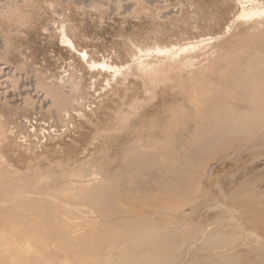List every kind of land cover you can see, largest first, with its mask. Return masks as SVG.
<instances>
[{
  "label": "bare ground",
  "instance_id": "1",
  "mask_svg": "<svg viewBox=\"0 0 264 264\" xmlns=\"http://www.w3.org/2000/svg\"><path fill=\"white\" fill-rule=\"evenodd\" d=\"M173 1H176V5H177L178 4L177 2L179 1L181 2L182 0H173ZM183 1L185 3L184 5H181L182 8H179L180 12L179 15L177 14L178 16L172 15V17L169 18L168 21L161 22L160 19L158 20L156 17H153L154 15L152 16L150 14V19L148 17L147 22L145 20L143 22L142 19L140 24H137L132 28L130 27V29H128L129 31H124L121 35L119 34L120 40H118V42L112 41L114 43L117 42L116 44L112 43V45L110 46L108 45L109 47L105 46L106 48L103 47V49H101L102 48L101 46L100 49H98L99 48L98 47L97 50H94L96 45L94 49L90 48V46H92L94 42L91 43L92 45L89 44H88L89 46L86 45L88 42L85 43L86 42L85 40L87 39L85 35L82 34L84 30L83 31L82 29L79 30V28L81 27H78V29H76L75 28L76 26L75 27L73 26L75 24L71 23V19L70 22L68 21L69 19L67 20L70 24L66 23L67 21L64 22L58 21L60 24L56 21L59 26L57 25L58 30L57 32L55 31L56 33L55 36L57 37L58 41H60L63 45H65L63 46L66 47L64 49H68L69 52L71 50L74 51L73 53H75V56L73 57H76L75 58L76 64L74 66L72 65L73 68L70 67L72 68L71 71L69 69L67 70L70 71V73L68 72L70 75L67 74V76L69 75V77L66 79L67 82L72 86V89L70 91H72L73 93H71V95L68 93L69 97L64 96L65 94L63 95L61 92H58L59 89L58 91H52L50 89L49 92L47 93L49 96H52L53 99L51 98L52 99L51 102L53 101L52 103L58 106L56 107V109L57 108L59 109L60 113L62 114L59 116L60 117L63 116L62 118L64 121H68V123L71 122L73 123L74 121L75 123L77 119L75 120L74 118L76 117L82 120L81 121L82 123L79 122L81 126L80 125L79 127L77 126L80 130V133L76 131L78 128H76L75 130L74 127L75 124L73 123L74 128L72 127L73 130L70 131V135H68L67 140L64 137L66 141L63 140V141L55 142L54 140L55 143L51 144L52 146H55L54 147L55 149H57L59 152H62V154L66 156V158L63 159V161H61L62 162L61 165L58 164L59 166H57V169L55 168L56 171L55 174H57L58 178L61 179V180L59 179V181H61L59 184L61 185L62 182H64L61 186L57 188H60V190L63 193L62 195H65L71 199L77 198V199H85L86 201L87 200L91 201L92 204L96 205L95 206L96 211L97 213L100 214L101 217L109 218L110 216L113 215V205H116L114 200L113 201L111 200V195H114L113 188H115V186L113 187V183L115 185L119 181L115 183L116 181H112V180L115 179L120 180L125 176L124 174L131 176L134 175L135 173L137 174L136 176L138 177V173H142L143 171L145 172L144 168L146 169L148 168L150 170L152 169L153 166L155 167V169L157 168L158 170L162 169L161 171L162 174L160 175L162 176L163 180H166V178L163 176L165 175L164 171H166L167 174L169 175H173V174L177 175L179 173H182L181 176L183 177L182 178L183 180L182 183H180V185L181 184L182 185L180 187H174L177 186L178 184H174L173 181H171V183H173L174 185L172 186L170 185L171 184L170 181L166 180L168 183L164 181L166 183V188L165 187L163 188L167 189V192H164L163 194L165 195V198L169 196L171 197L172 200L173 198L175 200L176 197H181L183 195L181 198H184L185 203H187L186 202L187 199L185 198H188L192 193L191 191H194L191 190L193 187L191 189L190 187L192 186L194 181L193 178L196 175L195 174L196 170L193 169L194 167H196V165H194L195 164L194 162H196L195 158L199 156V153L204 154L201 152V150L204 151L205 154H207V156L205 157H203L202 155V158L204 159L209 156L211 157L209 153L215 156V159L217 157L227 159L235 152H239L237 151V147L242 146L243 148L240 151L246 152L249 150L257 149V147H259V144L262 145L263 143V142L262 143L259 142V144H257L258 146L256 144H251V142L255 141L257 138L260 137L259 139H261L262 135L264 134V0H183ZM12 3L14 4V2ZM47 3L50 4V2ZM140 8L139 10L137 8L136 9L140 12L143 11V9ZM18 9H15L13 11L12 10L10 11L9 9L6 11L4 10L6 13H4V11H1L3 13H0V16L1 18L3 17L6 18L7 19L6 21L8 23L23 22L24 24L26 23L28 24L29 22H32L33 19L31 16H29L32 11L31 12L22 11ZM8 11L9 13L7 14ZM2 14H5V16H3ZM144 15L145 12L143 11V17ZM63 19L65 20V17ZM6 21L3 22L5 23ZM142 22L143 25L145 24V22L147 23V25L145 24L146 27L145 26L141 27ZM10 35L12 34L10 33ZM72 51L70 53H72ZM91 71L92 73L93 72L95 73L92 74V76L90 75ZM59 76L61 77V75ZM97 76L99 78L101 77V79H98ZM95 77H97L96 80L94 79ZM88 80L90 83L89 85H91L92 88L96 87L95 90L100 89L102 86L103 87L105 86L108 90L107 93L103 95L104 97L103 100H105L106 102L104 104L105 106L103 105L101 100L99 101L102 103L103 106L101 107L95 106V108L97 107V109L98 108L101 109L104 107L103 110L101 109L102 111L98 112L97 109L91 108L90 112L92 113V116L90 115L91 113L88 112V109L86 108L82 109L83 107L81 108L83 104H80L81 106L79 105V107H76L77 105L74 103L77 102L76 101L77 95L81 94V89L83 90L81 86H83V84L86 83V81L88 82ZM36 82L37 81H35V83ZM52 82H51L52 84H55L54 80ZM15 83L17 84V82ZM49 83L47 85L52 86ZM56 83H58L57 80ZM45 84L46 83H44V85ZM39 85H42V83ZM66 85L68 86V84ZM45 86H43L44 89H47L48 87L45 88ZM53 86H55V89H57L56 86L60 87L59 84L58 85L55 84ZM92 90L93 89H91L90 91ZM71 103H74L75 105L71 107L70 106ZM73 111H75L76 114ZM96 114L98 115L100 120L97 119V121H94L96 120L97 117ZM71 119H73V121H71ZM87 123H90L91 125L96 123V125H94L92 128L89 129V127L91 126L88 127ZM1 125H0V147L2 145V141L5 142V140H7L9 137L4 140L1 139H3V137L4 138L7 137V135L9 136V134L12 133L10 129L4 130V128L7 126L1 127ZM75 132L79 134L75 135ZM10 138L12 139L13 137ZM18 139L19 138H16L14 143L16 144L18 143L20 145L18 144L17 145L14 144V145L25 148L22 150V153L24 150H26L24 151L25 153L26 152L29 154L32 153V155H30L29 159L27 160L25 158L26 156L25 157L23 156V158L26 161L35 160L38 156H41L43 151L45 150V148L43 147L44 149L42 148L43 151H41V155H38L36 151L37 149L35 150V147L37 148L39 145L36 146L37 145L36 143L31 144L32 140L31 139L27 140L28 138L25 139L23 137L19 139V141H17ZM51 141L53 142V139ZM37 142L39 141L37 140ZM4 145L5 143L3 144V146ZM10 145H12V143ZM47 146L48 145H46L45 147ZM8 147L11 150V146ZM260 147L263 148L264 146L262 145ZM12 148L16 149L14 147ZM22 148H20V150ZM198 149L201 150L198 153V155L194 157L192 153L197 152L196 150ZM17 150L20 151L19 148ZM58 151L57 153L59 154ZM82 151L86 152L89 158L86 157V160L81 159V161H77L78 158L77 160L75 159L76 155ZM256 151L257 150H255V152ZM1 153L2 152H0V168L5 164L8 165L5 161L4 156H2L3 154L1 155ZM114 153L115 154L118 153V155L122 156L121 157L122 159L120 158L122 161V167L121 166L117 167L122 169V173H117V174L115 173L114 177L112 176L113 172L112 174H110L111 177L114 178L112 179L110 177L111 181L113 182L111 183V185L109 184L111 181L107 182L108 185L107 183H104V185H102L103 181H101V185H98L97 183L96 186L93 183L95 186L92 187L93 184L90 185L88 183L90 182L89 178L90 179L92 178L91 179L92 181L98 176H102V173L105 174V172H103V169L105 168V167L103 168V160L105 161L106 157H108V154L110 155ZM29 154L27 156H29ZM53 154L55 155L56 153ZM189 154L192 155L189 156ZM55 158H59V157H55ZM108 159H111V157L110 158L108 157ZM199 159H201V156H199L198 160ZM196 164H200V162ZM55 165H57V163H55ZM8 167L10 168V166ZM41 168L42 166H39V164L30 165L27 175L22 176L23 178L22 177L17 178L16 180H14V182H18L19 185H21V183L23 185L26 184L27 187L28 185L31 186V188L29 189H31V191L34 193L35 191H33L32 189L34 188V190L37 191L42 181L44 182L47 181L50 178V176H52L53 174V173L39 174ZM188 169H189V173H185ZM131 177L128 178L131 179ZM201 179H203V177H201ZM98 181H100V179ZM190 184H191V186L189 187L190 191H188L187 185ZM199 186L200 184L198 185V187ZM194 189L197 190V187L195 188V185H194ZM40 191L41 190H38L37 193ZM189 192L191 193L189 194ZM197 192L198 191H196V193ZM37 193H34V195H37ZM187 194H189L188 197L186 196ZM169 197L164 200V202L166 201L165 204L166 206H168L169 204V203L167 204V201L170 200ZM191 198L188 199L190 200ZM156 200H161V199L157 198L155 199V202ZM69 201L71 202V200ZM38 202L39 205H41L42 207L43 206L42 203L40 204V201H37V204ZM178 202H180V200H178ZM27 203L32 205L31 201L30 203L27 201L25 206L26 205L28 206ZM171 203L172 205L176 204L173 202ZM159 204H158V208L160 206ZM163 204L162 206H160V208L161 207L163 208ZM48 205L50 206L49 203ZM179 205L181 206V204ZM134 206L135 205H133V207ZM175 206L177 207V205ZM44 207L45 206H43V209H45ZM5 210H9V209L5 208ZM32 210H33V206H32ZM33 211L36 212V210ZM4 215L7 216L6 214ZM8 215L9 217L8 216L7 217L8 219H10V214ZM5 216L2 217L4 218ZM38 216L35 217L36 218L35 221L29 220V222L25 221V223H23L24 220L23 219L20 220L21 218H19L17 215L18 217L17 220L18 219L20 220L18 224L20 225L22 223V226H19L18 224H17L18 226L12 225V223L10 225H4L3 223L1 227L2 223L0 224V246H5V245L6 247L11 246L10 247L11 249H7L8 252L11 254V257L9 256V258H4L0 256V264H31V263L60 264L63 263V259H61L62 261L60 262V260L58 259V255L55 254V252L58 251L61 254H59L58 252L56 253L60 255V258H64L65 254L66 255L68 254L67 252L70 249L69 246L70 247L71 245L75 246L77 242H78L77 244L78 246L79 243H81L79 242V240L82 239H79V237L82 236L84 233L77 235V232L74 233V231L69 230L72 227L67 228L68 224L66 225L67 222L65 220H63L64 223L66 222L64 225H66L67 227L61 226L60 225L61 222L58 221L59 215L57 216L58 217L57 222L53 219V217H50L51 220L50 219L44 220L42 219V216L39 218ZM160 218H158L159 221ZM163 218L165 219L161 218L162 220L160 221V224L161 223L166 224L167 223L166 221L171 219L170 217L168 220H166V217ZM5 219H3V222L7 224L6 223L7 220ZM0 220H1L0 222H2V219ZM17 220H12V222ZM172 220L173 219H171V222ZM159 221H157L158 226H161L159 225ZM133 222L137 223V221H132V224ZM152 222L154 224L155 221ZM49 223L51 225H48ZM136 223L134 224L136 225ZM149 224L150 222L148 223V226H150ZM141 225L143 224L141 223ZM122 226L123 228L125 227L124 225H121L120 227ZM136 226H135V230L137 228ZM123 228L121 229L122 232H120V234L124 232ZM142 228L143 226H141V228L138 229V231L137 230L136 231L139 232V230H142ZM154 228L155 227H153V230ZM43 230L48 231L50 234L52 233L51 237L53 235L54 238H56V240H52L53 239L52 237L51 241H50L51 237L47 238L48 241H50L51 243H53L52 241L56 242L58 240H61L58 241L59 245L57 244V246L59 247L57 248L56 251L53 250L52 252L51 249L49 251L46 245L42 243V240H40L41 236L46 237V235H42L43 233L47 234V232L45 231L43 232ZM89 230L91 233L92 229ZM151 230L150 228H148V230L146 229L144 233L142 231L141 232L145 235V232L147 233V231H150L151 233ZM153 230L152 232L155 233L156 229L155 231ZM117 231H114L113 233L116 232V234H118L119 231L118 232ZM131 231L132 230L130 229V232ZM128 233L129 232H127V235ZM50 234L48 235L50 236ZM87 235L88 234H86V236ZM105 235H106V239H108L109 236L107 234ZM123 235L122 238L124 239ZM138 235L140 236V234ZM150 235L151 234L147 235L146 238L150 237ZM45 237L43 238L46 239ZM111 237L112 235L110 236V238ZM127 237L130 236L128 235ZM151 237L149 239H151ZM47 239L45 241H47ZM129 239L131 240V238ZM93 240L95 239H92V241ZM101 240L99 241V243L101 242ZM45 241L43 240V242ZM166 241L167 239L160 238L157 246L158 247L160 246V248L162 246H165ZM20 242L21 244L24 243L25 245L29 244L28 247L31 246L33 248V249L31 248L32 250H36V254L35 251L32 252L25 251L21 245L20 246L18 245L20 244ZM97 242L98 241L96 240L93 244ZM73 243H75V245ZM110 245H113L115 247L114 243ZM104 247L107 248L108 246L107 247L104 246ZM25 248L27 247L25 246ZM73 248L74 247H72V249L70 250H73ZM74 250L71 252V254L76 253V251L74 253ZM71 254L67 257H70ZM100 256H103V254ZM71 259L68 258V260ZM156 259L158 258L156 257ZM65 264H71V263H65Z\"/></svg>",
  "mask_w": 264,
  "mask_h": 264
},
{
  "label": "rangeland",
  "instance_id": "2",
  "mask_svg": "<svg viewBox=\"0 0 264 264\" xmlns=\"http://www.w3.org/2000/svg\"><path fill=\"white\" fill-rule=\"evenodd\" d=\"M41 1L43 0H37V1L36 0H20V1L0 0V5H1L0 13H3L1 11L4 10L6 11L9 9L10 11L11 10L13 11L19 8L18 10H22V11H29V12L32 11L31 12L32 14L30 13L29 16H31L32 19L34 20V21L32 20V22H29L28 24L27 23L24 24L23 22L8 23L6 21L7 19L3 17L5 16V14H2L3 18H1L0 16V119H1L0 122L2 121L0 125L3 123L1 127L7 126L4 128V130L10 129V131L12 132L11 134H9V136L7 135V137L5 138L3 137V139H1L4 140L9 137L7 140H5V142L2 141L1 147L3 149L0 147L1 149L0 152H2L1 155L3 154L2 156H4L5 161L8 164V165L5 164L4 165L5 167L2 166L0 168L2 169L0 170V175H1L0 176L1 177L0 178V212H1L0 214L2 215L5 212L4 214H6L8 217H9L8 214H10V219H8V217L5 216L4 214L2 215L5 216L4 218L0 215L2 217V218L0 217V219H2V222H0V224L2 223L1 227L3 223L4 225H10L11 223L12 225H17L19 221L22 219L24 220V222L21 221L23 223H25V221L29 222V220L35 221L36 219L35 217H37L38 215H40L38 216V218L42 216V219L44 220H49V219L51 220L50 217H53V219L56 222L59 217L58 221L63 223V224L60 223L61 226H66L68 224L67 225L68 227L67 226L66 227L67 228L72 227L69 230L74 231V233L77 232V235L84 233L82 236L79 237V239H82L79 240V242H81L82 244L79 243V245L77 246L78 242L77 243L75 242L76 245L75 243L73 244L76 246V248L73 245H71V247L69 246L70 249L74 247L73 250L75 249L74 253L75 251L76 253L71 254L73 250L69 249L70 251L68 250L67 253L68 254L70 253L71 256L67 257L70 254L66 255L64 253L65 257L60 258L59 254L61 253H59L56 250L59 247L57 246V244L59 245L58 241L61 240H58L56 242L52 241L53 243H51L50 241L52 237H53L52 240H56V238H54L53 235L51 237L52 233L50 234L48 231L43 230V232L44 231L47 232V234H44L42 232L43 233L42 235H46V237L45 236L43 237H45L46 239L50 237L51 238L50 241H48V239L47 241H45L46 239H44L40 235L41 236L40 240H42V243L46 245L49 251L51 249L52 252L54 250L59 253L58 254L55 252V254L58 255V259L60 260V262L62 261L61 259H63V263L59 262L60 264H65V263H71V264H264V147L263 148L260 147L262 145L264 146V139H263L264 134L262 135L261 139H259L260 138L259 137L255 141L251 142V144H256V145L259 144V142L260 143L263 142L262 145L259 144L260 148L257 147V149H255L257 150L256 152L255 150H249L246 152L240 151L243 148L241 146V147H237V151L239 152H235L234 154L232 153L233 155L229 156L227 159L217 157L218 160L217 158L215 159V156H213L211 153H209L211 157L209 156L206 157L205 159L202 158V155L203 157H205L207 156V154H205V152L202 151L201 149H200L201 152L204 154L199 153L200 152L199 149L196 150L197 152L192 153L194 157L197 156L199 153L201 159H199L200 161L198 160L199 156H197L198 158L197 157L195 158L196 162H194L195 163L194 165H196L197 168L194 167L193 169L196 170L197 173L195 172V174L197 176L196 175L194 176L193 184L196 182L194 185L195 188L197 187V190L194 189L193 184L192 186L191 184L187 185L188 191H190L189 190L190 186H191L190 189L193 187L191 190H194L191 191L192 193L189 192V194L191 193L189 197H188L189 194L186 195L188 198L193 197L190 200L188 198H185L188 200V201L186 200L187 203H185L184 198H181L183 195L181 197H176L177 201L176 199L174 200V198L173 201L171 197L168 196L170 200L167 201V204L169 203L170 205L169 204L168 206L165 205L166 201L164 202V200L168 197L165 198V195L163 193L167 192V189H165L166 183H168L167 181H170V183L171 181H173L174 184H178V185L174 186L173 183L171 184L169 183V184L174 187H180L182 185V184L180 185V183H182L183 180L182 179L183 177L181 176L182 173H179L177 175L175 174L169 175L167 174L166 171H164L165 175L163 176L166 178L167 180L166 181L163 180L162 176L160 175L162 174L161 172L162 169L158 170L157 167H156L157 169H155L154 166L150 170L148 168L147 169L144 168L145 172L140 171L142 173H138L136 171L138 173V177L136 176L137 174L135 173L134 175L136 177L134 175H131L132 176L131 177L130 175L124 174L123 172V174L126 177L127 176L131 177V179L128 177L126 178L123 175L124 177L120 179L122 182L118 179L112 180V181H116L115 183L119 181L117 184L114 185V183L111 181L112 177L110 174H112L113 172L112 176L114 177L115 173L116 174L122 173V169L117 168L120 166L122 167V161H121L122 156L118 155V153L117 154L114 153L110 155L108 154V157L109 158L111 157V159H108V157H106L105 161L103 160V168L105 167L103 169V172H105V174L102 173V176H98L99 178L98 177L95 178L98 180L100 179V181L93 179L92 182L91 181L92 178L91 179L89 178L90 182H88L90 185L94 183L96 186L97 183L98 185H101V181H103L102 185H104V183H107L109 181H111L109 183L110 185L111 183H113V187L115 186L116 189L113 188L114 195H111V200L112 201L114 200L116 205H113L112 216H110L109 218L101 217L100 214L97 213L96 211V207H95L96 205L92 204V202L89 200L86 201L85 199H77V198L71 199L65 195H62L63 194L62 191L60 190V188L57 187L61 186L64 182H62L61 185L59 184L61 181H59L60 178H58L57 174H55L56 172L55 168L57 169V166L61 165L62 163L61 161H63V159H65L66 156L62 154V152H59L57 149H55L54 148L55 146H52L51 144L63 140L66 141L68 135H70V131L73 130L72 127L74 121L73 119H71L73 123L72 122L68 123V121L63 120L62 118L63 116L62 117L59 116L62 114L60 113L58 108L56 109V107L58 106L52 103L53 101L51 102L53 98L52 96H49L47 92H49L50 89L52 91H58L59 89L58 92H61L63 95L65 94L64 96L67 97H69V94L71 95V93H73L72 91H70L72 89V86L67 82L66 79L70 75L69 73L73 68L72 65L74 66L76 64L75 63L76 57H73L75 56V53H73L74 51L71 50L72 53H70L71 51L69 52L68 49H64L66 48L63 47L65 45H63L60 41H58L57 37L55 36L56 35L55 31L57 32L58 30L57 28L59 26L58 23L60 21L61 22L67 21L68 19H69L68 21L70 22L71 19V23L75 24V25L73 24L71 25H73L74 27L76 26L75 27L76 29H78V27H81L79 28V30L81 29L82 31L84 30L83 32L82 31L80 32H82V34L85 35L86 39L89 40V41L85 40L86 41L85 43L88 42L86 45L88 44L92 45L91 43L94 42L92 45L93 47L90 46V48L94 49L96 45L94 50H97V48L99 47L98 49H100L101 46H102L101 49H103V47L104 48L109 47L110 45H112V43H114L112 41L118 42V40H120V35L124 31H129L128 29H130V27L132 28L133 26L140 24L142 19L143 22L144 20L147 22L148 17L150 19V14L152 16L154 15L153 17H156L158 20L160 19L161 22L168 21L169 18L172 17V15L173 16H176L177 14L179 15L180 12L179 8H182L181 5H184L185 2L182 0L183 2L179 1L177 2L178 4L176 5V1L173 0H150V1L149 0H44L43 2ZM12 2H14V4ZM47 2H50L51 5ZM23 4H26L27 6ZM140 7L145 12L144 17L146 18L143 17V11L141 12L138 11ZM5 11L4 13H6ZM8 13L9 11L7 12V14ZM64 17L65 20L63 19ZM3 21H6L7 24L6 22L4 23ZM56 21L59 22L57 23ZM68 21L66 23H69ZM143 22L141 24L142 25L141 27L144 26L146 27L147 23L145 22L146 25L145 24L143 25ZM10 33L12 35H10ZM117 42H115L114 44H116ZM68 69L70 71H67ZM67 74L69 75L67 76ZM92 74L95 73L94 72L92 73L91 71L90 75L92 76ZM59 75H61V77ZM97 77H95L94 79L96 80ZM55 79L57 80L58 83H56ZM98 79H101V77L100 78L98 77ZM53 80L54 83L57 85L59 84L60 87L56 86L57 89H55V86H53L55 84H52ZM35 81L37 82L35 83ZM15 82H17V84ZM43 82L46 83L45 85H47L50 82L49 84L52 85L53 87L48 85L45 86ZM41 83L42 85H39ZM66 84H68V86L71 87H68ZM89 84L90 83L88 80V82L86 81V83H84L83 86H81L83 90L80 88L81 94L77 95V99H76L77 102L74 103L77 105L76 107H79L80 104H83L82 106L80 105L81 108L82 107H83L82 109L86 108L88 109V112L91 113L90 112L91 108L97 109V107L99 106L101 107L106 103L105 100H103L104 99L103 95H105V93H107L108 90L105 86H104L105 89L102 86L100 89L95 90L96 87L92 88L91 85ZM43 86H45V88L47 87L48 88L44 89ZM91 89L93 90L90 91ZM82 93L85 94L83 95ZM99 100H101L103 105ZM74 103H71L70 106L73 107V105H75ZM84 105H86L87 107ZM95 106L97 107L95 108ZM103 108L101 109L103 110ZM101 109L98 108L97 111L101 112L102 111ZM73 112L76 114L75 111ZM90 115L92 116V113ZM97 117L96 120L94 121H97V119H99V117L98 118ZM74 119L75 120L77 119L74 123L76 125V126L74 125L76 130V128H78L79 125L81 126L80 123H82L81 122L82 120L77 117ZM69 125L70 126L72 125L71 128ZM87 125L88 127L91 126L89 127L90 129L94 125H96V123L92 125L90 123H87ZM76 131L80 133L79 128ZM78 134L75 132V135ZM10 137H13L12 139L14 140H12ZM23 137L25 139L28 138L27 140L31 139L32 140L31 144L36 143L37 144L36 146L39 145L37 148L35 147V150L37 149L36 151L38 155H41V151H43V149L45 148L42 155L38 156L35 160L26 161L27 159H29L32 153L30 154L27 152L25 153L24 151L26 150H24L22 153V150L25 148H22L21 146L18 147L16 146L18 143L17 144L14 143L16 138L21 139ZM64 137L66 138V140ZM19 139L17 141H19ZM52 139L53 142L51 141ZM37 140L40 143L37 142ZM4 143H5L4 145L5 147L3 146ZM11 143L12 145L14 144L16 145L12 146L10 145ZM7 145L11 146V150ZM46 145L48 146L51 145L52 146V147L50 146L51 149L48 146L47 149V147H45ZM12 147L16 149H13ZM17 147L19 148V150L20 148L22 149L18 151ZM258 148L261 150H259ZM54 149L57 150L59 154ZM50 153L53 156H51ZM53 153L56 154L54 155ZM28 154L29 156H27ZM192 154H189V156ZM23 156L24 157L26 156L25 157L26 160L23 158ZM55 157H59V158H55ZM86 157L89 158L88 154L82 151L76 155L75 159L77 160L78 158L77 161H81V159L86 160ZM198 162H200V164H196ZM55 163H57V165H55ZM32 164H39V166H42L39 174L53 173L52 176H50V178L47 181L45 182L42 181L40 187L37 189V191L41 190L40 191L41 193L40 192L37 193V191L34 190V188L32 189L33 191H35L34 193H37V195H34L31 189H29L31 188V186L28 185L27 187L26 184L23 185L21 183V185H19L18 182H14V180H16L17 178L26 176L29 170V166ZM197 165L200 167H198ZM8 166H10V168ZM185 173H189V169ZM201 177H203V179H201ZM94 184L92 185V187L95 186ZM199 184L200 186L198 187ZM198 188L200 189V191ZM25 189L27 190L29 189V190L27 191ZM195 190L198 191L200 195L198 192L196 193ZM136 191H138L139 193ZM193 193L198 195H195ZM157 198L161 200H156L155 202V199ZM63 199L66 201H64ZM69 200H71V202ZM178 200H180V202H178ZM27 201L29 203L31 201L32 205L27 203L29 207L27 205L25 206ZM37 201H40V204L42 203V205L45 206L44 207L45 209H43V206L41 207V205H39V202L37 204ZM158 201L160 202V204ZM33 202L36 204H34ZM171 202L176 204L172 205ZM48 203L50 204V206L48 205ZM158 204L160 206H162L163 204V208L161 207L162 209L159 206V208L162 211L158 208ZM179 204H181V206ZM133 205L135 206L133 207ZM175 205H177L178 209ZM32 206H33V210H36V212L32 210ZM151 206L156 208L154 209ZM5 208H8L9 210H5ZM175 208L177 209V211ZM41 209L45 211H42ZM17 215L18 217L20 215L23 217L20 216L19 218L21 219L17 220L18 218ZM162 216L166 217V220H168L169 217L173 220L171 222V219H169L170 221L169 220L166 221L167 222L166 224H162V223L160 224V221L162 219H165ZM158 218H160V221ZM3 219L7 220L6 221L7 224L3 222ZM12 220H17L18 222L17 221L12 222ZM63 220L67 222V223L65 222L66 225H64L65 223ZM89 220L90 222L91 221L92 222L90 223ZM132 221H137V223L133 222L132 224ZM139 221L143 225H141ZM152 221H155L154 224ZM157 221H159V225L161 226H158ZM149 222H150L149 224L150 226H148ZM96 223L98 224L99 227L97 226ZM134 223H136V225L140 224L141 226H143L142 230L145 229L144 231H146V229L148 230V228H150V230L152 228L153 230V227H155L153 231H155V229L156 231L155 233H153L152 230L151 233L150 231H147L148 234L145 232L144 235L143 234L144 231L142 230H139V232H137L138 229L141 228V226L140 225L136 226ZM151 224L153 227L151 226ZM48 225L51 224L49 223ZM121 225H124L126 228L125 227L123 228V226L120 227ZM134 225L137 227L136 228L137 231L135 230ZM19 226H22V223ZM156 226L158 227V229ZM122 228L124 229L123 230L124 232L120 234V232H122L121 230ZM89 229H92L91 233L92 232L94 233L95 230V233L91 234ZM126 229L127 232H129L128 235L130 237H127L128 235ZM130 229L132 230L131 231L132 234L130 232ZM117 230L119 231L118 234H116V232L113 233L114 231ZM48 234H50V236ZM86 234L88 235L86 236ZM105 234L109 236L108 239H106ZM138 234H140V236ZM149 234L152 235V237L150 235L151 239H149L150 237L146 238V236ZM111 235L112 237L110 238ZM122 235L124 239L122 238ZM95 237L98 239H96ZM129 238H131V240ZM160 238L167 239L165 246H162L161 248L160 246L159 247L157 246ZM92 239H95L93 240L94 242L96 240L98 242L93 244L94 242L92 241ZM43 240L45 242H43ZM100 240L102 242V243L100 242L101 244L99 243ZM113 243L116 248L113 245H110ZM22 244L20 242V244L18 245L19 246L21 245L25 251H29V252L35 251L36 254V250H32L33 248L31 246L28 247L29 244L26 245L25 244L22 245ZM25 246L27 248H25ZM104 246L106 247L108 246L109 248L107 247L108 248L107 249ZM10 247L11 246L6 247V245L0 246V256L4 258H9V256L11 257V254L7 250V249H11ZM102 254L103 256H100ZM156 257L158 259H156ZM68 258L69 259L72 258V259L68 260Z\"/></svg>",
  "mask_w": 264,
  "mask_h": 264
}]
</instances>
